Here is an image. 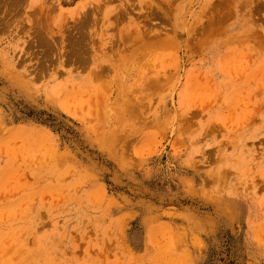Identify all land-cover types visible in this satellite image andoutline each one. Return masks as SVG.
Masks as SVG:
<instances>
[{
	"label": "rangeland",
	"instance_id": "1",
	"mask_svg": "<svg viewBox=\"0 0 264 264\" xmlns=\"http://www.w3.org/2000/svg\"><path fill=\"white\" fill-rule=\"evenodd\" d=\"M0 264H264V0H0Z\"/></svg>",
	"mask_w": 264,
	"mask_h": 264
},
{
	"label": "bare ground",
	"instance_id": "2",
	"mask_svg": "<svg viewBox=\"0 0 264 264\" xmlns=\"http://www.w3.org/2000/svg\"><path fill=\"white\" fill-rule=\"evenodd\" d=\"M113 1H115V0H113ZM109 2H110V1H109ZM127 5H128V4H127ZM93 8H94V7H93ZM93 8H92V9H93ZM92 9H90V10H91L90 12H89V10H88V12H87V14H86V15H87V18L84 17V18H85L84 21H86V23H88V18H89V17L91 16V14H92V13H91V12H92ZM126 9H127V8H126ZM78 13H79V12H78ZM88 13H89V14H88ZM84 15H85V14H84ZM82 18H83V16H82ZM81 22H83V20H82ZM86 23H85L84 25H86ZM78 24H81V23H78ZM84 25H83V26H84ZM79 26H81V25H79ZM83 26H82V27H83ZM82 27H81V30H82ZM84 27H85V26H84ZM84 27H83V28H84ZM44 31H45V30H44ZM43 33H44V32H43ZM76 33H77V32H76ZM41 34H42V31H41ZM45 34H46V33H45ZM45 34H42V35L44 36ZM42 35H40V36H42ZM43 36H42V37H43ZM44 37H45V36H44ZM74 37H75V36H74ZM41 40H42L41 42H43V39H41ZM83 40H84V39H83ZM81 41H82V40H81ZM79 42H80V41H79ZM75 43H77V42H75ZM74 45H75V44H74ZM75 48H76V47H75ZM75 48L73 49V53L75 52Z\"/></svg>",
	"mask_w": 264,
	"mask_h": 264
}]
</instances>
